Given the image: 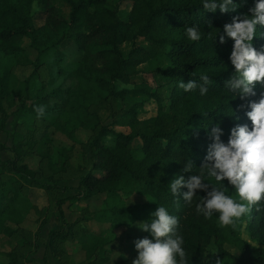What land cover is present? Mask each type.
I'll use <instances>...</instances> for the list:
<instances>
[{
    "label": "trees",
    "instance_id": "16d2710c",
    "mask_svg": "<svg viewBox=\"0 0 264 264\" xmlns=\"http://www.w3.org/2000/svg\"><path fill=\"white\" fill-rule=\"evenodd\" d=\"M33 1L44 12L40 25L32 21ZM59 1L66 9L65 15L56 0H0V126L7 115L2 97L16 84L21 87L20 92H26L31 74L39 72L40 66L50 69L42 64L40 55L68 40L80 54L78 64L65 76L70 81L58 83L47 92L39 86L37 100L51 101L56 114L63 116L64 125L89 128L90 134L80 142V155H87L90 164L81 169L68 159V147L54 146L45 133L34 134L36 122H43L38 128L47 124L44 117L34 116L28 123L18 125L11 144L0 141V151H7L10 156L0 160L7 173L0 171L5 176L0 179V235L8 244L14 242L5 254L8 259L0 264H25L31 260L36 234L25 229L22 222L32 205L27 193L32 185L42 188L48 196L54 193L58 209L66 199L75 200L80 209H86L89 199L99 196V207L88 210L99 227L104 224L99 232L91 233L75 220L64 221V227L48 229L43 244L61 264H75L65 257L64 242L72 240L79 242L83 254L76 264H99L105 258L102 253L109 241L102 236L103 230L118 226L130 229L150 222L151 213L159 205L179 218L178 232L184 238L188 264H216L217 260L220 264H264V201L233 229L219 223L218 213L211 219L196 213L195 205L200 196L206 195L204 191L197 190L190 205L183 199L186 187L181 188L179 196L173 195L169 187L177 175L187 179L200 172L213 142L206 127L219 123L225 143L235 125L252 127L246 115L251 110L248 103L258 101L264 87L257 84L256 95L244 99L227 90L225 81L234 73L229 59L234 41L225 36L226 42L220 43L219 35L224 34V24L232 22L234 16L250 14L256 0H235L238 7L226 13L219 8L215 12L204 9V0H115L113 6L108 5V0ZM124 2L129 3L127 9L122 6ZM192 25L201 31L199 41L187 36L186 28ZM256 35L253 46L259 50L264 46V27H258ZM123 42L130 43L125 53L119 47ZM25 46L34 52L32 56ZM162 58L167 60V66L154 67L151 81L139 74L141 63ZM22 65H31V69L19 79L12 69ZM55 71L61 70L56 67ZM202 74L212 80L207 95L201 96L198 88L185 92L179 87L181 81L202 83ZM147 100L155 103V112L139 117ZM101 109L107 111L109 122L100 120ZM27 124L30 134L25 137L21 131ZM113 126L127 130H115ZM107 134L112 135V144L104 143ZM28 154L37 156V169L26 161ZM190 159L192 171L184 172V163ZM43 170L48 173L43 175ZM62 172L77 176L75 193L59 196L67 188L54 181ZM206 180L238 199L226 179ZM132 194L142 199L126 203ZM5 219L13 221V225L5 224ZM243 220L248 235L263 246H255L239 235ZM142 235L151 238L149 232L143 231ZM223 242L237 247L238 254L230 253ZM209 243L217 251L210 256L205 253ZM25 246L29 248L23 251Z\"/></svg>",
    "mask_w": 264,
    "mask_h": 264
},
{
    "label": "clouds",
    "instance_id": "9594fccd",
    "mask_svg": "<svg viewBox=\"0 0 264 264\" xmlns=\"http://www.w3.org/2000/svg\"><path fill=\"white\" fill-rule=\"evenodd\" d=\"M237 7L235 0L203 2V8L212 12L219 8L222 13H226L235 11ZM33 8L35 10V5ZM249 13L242 17L234 16L232 22L224 24V34L219 35L220 43L226 42L225 36L234 41L229 57L234 73L225 81V87L241 99L255 96L257 84L264 87V46L259 50L253 46L257 28L264 27V0H256ZM186 33L191 41L202 38L197 25L187 27ZM200 81L202 83L199 84L195 80L187 83L181 81L179 87L185 92L198 88L201 96L207 95L212 80L207 74H202ZM248 107L251 110L246 115L252 122L251 128L247 124L235 125L225 143L221 140L223 129L219 123L210 129L206 127L213 142L208 146L200 172L187 179L177 175L169 183L171 193L175 196H179L182 187L188 189L183 193V199L190 205L197 196V190L204 191L206 195L200 196L195 205L196 213L206 219L218 213L219 223L233 229L242 217L250 216L253 208L264 201V92L258 101H249ZM34 110L37 118H41L45 115L46 107L37 105ZM192 167L190 159L184 163L183 171L191 172ZM206 177L220 182L226 179L234 187L238 199L226 194V189L222 190L216 184L207 182ZM138 227L149 232L151 238L146 236L135 241L138 255L132 264H188L189 256L183 247L184 238L178 232L179 218L171 215L165 206L159 205L151 213L150 222H141ZM210 252L217 251L213 249ZM216 264H220V260Z\"/></svg>",
    "mask_w": 264,
    "mask_h": 264
},
{
    "label": "rangeland",
    "instance_id": "374dc122",
    "mask_svg": "<svg viewBox=\"0 0 264 264\" xmlns=\"http://www.w3.org/2000/svg\"><path fill=\"white\" fill-rule=\"evenodd\" d=\"M56 2L62 7L64 15L66 14V9L63 7V4L56 0ZM115 0H108V5L113 6ZM35 5V10L33 6ZM122 6L127 9L129 7L128 2H124ZM31 16L34 25H40L44 18V12L40 8V5L35 1L32 2L31 5ZM26 45V44H25ZM130 43L123 42L119 45L120 49L123 53L126 52ZM26 51L30 56L33 55V51L30 50L27 46H25ZM63 51H58V50ZM80 60V54L77 50H75L73 44L66 40L62 44L53 48L46 50L42 55H40V61L42 64H46L49 66L50 69H44L43 66H40L39 72L36 74H31L29 77L27 90L26 92H20L21 87L16 84L15 86L10 88V91L7 95L2 97L1 104L4 107L6 112V118L4 120V124L0 126V141L4 142L5 144L9 145L15 137H12V133L16 131V127L20 125L22 122L28 123L32 117L37 118V114L35 112V107L37 105H44L46 107L45 115L43 116L47 121L43 127L38 128L40 125L42 126L43 122L41 123L36 122L34 124V134H42L45 133L48 138L50 139V143L54 146H66L70 149V154L68 159L74 165H79L82 169L88 168L90 161L88 156L80 155V142L85 141L87 136L90 134V130L88 127H80L75 126L74 124L66 125L63 124L62 119L59 115L56 114L55 106L52 105L51 101H47V103H42L37 100V91L39 90L38 87H45V92L48 91L50 87L57 85L58 83H67L70 79L66 78L65 76L68 75V72L72 70ZM165 67L167 66V60L162 58L161 60H152L146 63H141L139 65L142 72L139 74H143L148 81H151L150 71L154 67ZM59 68L61 71L56 72L55 69ZM31 69V65H22V66H15L12 71L13 73L19 78L22 79L23 77L27 76ZM118 86H122L121 84H117ZM155 112V103L152 100H147L143 104V109L139 112V117H146L152 115ZM100 113V120L103 123L109 122V116L106 110H99ZM14 122L18 123L13 125ZM41 123V124H40ZM73 123V122H72ZM38 128V129H36ZM115 130L126 131V127L121 126H113ZM38 130V131H37ZM32 131V132H33ZM22 135L27 137L30 134L29 126H25V128L21 131ZM104 143L106 145L112 144L113 138L112 135H105L104 136ZM9 153L7 151H0V160L5 161V159L9 158ZM26 161L29 163L30 166L35 167L36 169L39 167V162L37 156L33 154H28L25 156ZM5 165L0 163V171L6 173ZM5 171V172H4ZM46 170H43V175L47 174ZM7 174V173H6ZM4 174L0 175V179H2ZM77 176L71 172H62L59 178H55L54 181L59 183L60 185L67 186L65 190H62V194L59 196H65L72 193H75L76 190L74 189L77 183ZM13 183L16 185L18 184V180H15ZM28 196L32 205L28 207L27 212L25 214V219L23 220L22 226L25 229L30 230V232L35 233L34 235L36 247L33 248L31 251V255L38 252V246L40 248L44 246V232L46 228H59L64 227L65 222L74 221V223L82 224L85 229L91 233L99 232V229L104 226L100 225L96 222V220L89 214L88 210L96 209L99 207V196H95L89 199L87 204V208L80 209V203H75L73 200H64L61 205L60 209L55 206V194L47 195V193L39 187L31 186L27 189ZM142 197L136 194H132L126 199V203H133L138 200H141ZM80 205V206H79ZM87 210V211H85ZM85 211V212H84ZM65 221V222H64ZM3 222L5 224L12 226L13 221L9 219H5ZM35 229V230H34ZM40 231H42L40 233ZM143 233L137 226H133L130 229L124 226H118L111 229H105L102 231V236L107 238L109 241L104 245L107 249L106 252L102 253V257H105L99 264H112L114 261L116 262L119 259H125L121 264H132L133 259H135L138 255V252L135 248V241L139 238H143L140 236ZM239 235L246 239L248 242L255 246H263L260 241L255 238H252L248 235L247 228H246V221L243 220L239 229ZM44 238V239H42ZM42 239V240H41ZM14 242H10L8 244L6 240H3L0 235V262L5 261L8 259L6 256L7 249L13 245ZM67 250L66 259L71 263H78L83 259L82 251L78 248L79 242L77 240L72 241H65L64 242ZM60 246V245H59ZM223 246L232 254L237 255L238 249L234 245L223 242ZM28 246H25L23 251L28 250ZM20 249V247H17ZM214 249L213 243H209L205 247V253L207 255H212L213 253L210 252ZM40 258H38L39 260ZM35 261V260H34ZM42 261V260H41ZM29 261H27L28 263ZM36 263V262H35ZM45 264V263H43Z\"/></svg>",
    "mask_w": 264,
    "mask_h": 264
},
{
    "label": "crops",
    "instance_id": "0c3cea01",
    "mask_svg": "<svg viewBox=\"0 0 264 264\" xmlns=\"http://www.w3.org/2000/svg\"><path fill=\"white\" fill-rule=\"evenodd\" d=\"M48 229H50V228L48 227L45 229L44 236H43L44 238L46 237V233H47ZM41 232L42 231H40V233ZM44 238H42V239H44ZM38 249H40V250L38 252H36L35 254L31 255L33 257H31V260H29V262L28 263L26 262L25 264H43L44 262H46L47 264H61L57 259H55L53 257V255L51 254V252L49 250H46V249L44 250L43 245L41 248H40V246H38ZM38 258H40V259L38 260Z\"/></svg>",
    "mask_w": 264,
    "mask_h": 264
}]
</instances>
